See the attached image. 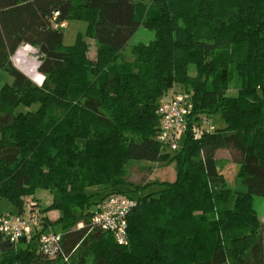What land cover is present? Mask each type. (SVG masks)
Wrapping results in <instances>:
<instances>
[{
  "label": "trees",
  "instance_id": "1",
  "mask_svg": "<svg viewBox=\"0 0 264 264\" xmlns=\"http://www.w3.org/2000/svg\"><path fill=\"white\" fill-rule=\"evenodd\" d=\"M69 20L86 29L63 46L54 25ZM139 27L153 40L126 59ZM20 45L35 48L38 85L11 64ZM0 69L12 79L0 88V200L19 213L23 198L49 194L34 203L61 250L48 259L0 237V264H264L251 204L264 198V0H0ZM178 84L191 93L190 117L218 114L224 127L183 133L170 157L155 139L156 108ZM217 150L237 163L244 191L226 188ZM131 161L173 162L174 180L128 182ZM113 195L135 202L125 246L89 227Z\"/></svg>",
  "mask_w": 264,
  "mask_h": 264
},
{
  "label": "built area",
  "instance_id": "2",
  "mask_svg": "<svg viewBox=\"0 0 264 264\" xmlns=\"http://www.w3.org/2000/svg\"><path fill=\"white\" fill-rule=\"evenodd\" d=\"M56 13L54 14V16ZM63 23L54 25L62 28ZM191 102L187 92H172L170 97L161 102L156 108L159 119L156 141L162 146L171 139L177 142V134L188 132L193 140H197L202 132L213 131L210 121L199 116L190 117ZM192 118L194 121H189ZM135 202L123 195H113L100 204L97 211L89 218V227L109 233L115 243L125 246L126 216ZM43 215L39 213L36 204L27 200L22 204L21 211L14 214H0V237L4 242L14 246L19 241L24 245H33L34 252L45 258L53 259L61 254L60 234L42 228ZM82 227L81 223L77 224ZM77 228V229H78Z\"/></svg>",
  "mask_w": 264,
  "mask_h": 264
},
{
  "label": "rangeland",
  "instance_id": "3",
  "mask_svg": "<svg viewBox=\"0 0 264 264\" xmlns=\"http://www.w3.org/2000/svg\"><path fill=\"white\" fill-rule=\"evenodd\" d=\"M86 29V24L82 21L78 20H69L64 23V28L62 29L63 33V39H62V45L63 46H70L77 34L84 35ZM153 40V32L145 30L141 27H139L136 32L133 34V36L128 40L126 45L124 46V49L122 50V54L126 59L130 58V48L136 44H148ZM88 44V53L87 57L88 59H93L94 57V43L92 40H86ZM21 53V52H19ZM29 58H26V54L23 56V59L31 70L33 69V65L36 59V52L30 51L28 54ZM11 58V57H10ZM22 67H26L24 62L21 63ZM20 66V68H22ZM11 77L8 75V73L4 70L0 69V88L5 84L11 83ZM173 92H186V89L183 88L181 85H175L172 88ZM170 90V91H172ZM170 91L167 92L168 95L170 94ZM191 94L190 92H188ZM191 96V95H190ZM227 96H235L234 90H229L227 92ZM167 97V95H166ZM170 97V96H169ZM37 108V105H32L29 108H25L23 106H17L14 109V113L17 112H24L25 110L33 111ZM201 116V115H199ZM204 116V115H202ZM208 119V118H207ZM210 124L213 127V130H220L224 127V124L222 120L219 118L218 114L212 115L210 118ZM208 119V120H209ZM182 135L177 134V142H174V139H171L169 143H165L161 147L162 154L168 153L171 157L173 155V151L178 147L181 143ZM214 157L217 161V169L220 172V174L223 177L224 184L226 188L230 189L231 191H244L243 186L239 184V182L236 180L235 175L237 171V163L235 161H232L230 159V156L228 154V151L225 150H217L214 154ZM175 177V168L173 162H157V163H150V162H135L131 161L127 168L125 173V180L128 182H131L133 184L142 185L143 183H148L151 181H157V182H165V183H171L174 180ZM156 185L148 186L142 194L153 192L157 190ZM101 194H104V191L101 192ZM99 194V197L101 196ZM98 197V198H99ZM36 200H33L32 198H23V204L27 200H31L33 202H36L40 207L48 204L50 202V195L45 192H40L34 197ZM233 195L231 196L228 206L230 207L232 204ZM97 201L96 199H92V202ZM252 209L254 212L255 217L259 221V223L263 224L264 222V198L253 196L252 197ZM16 213L15 208L11 205L10 202L7 200H0V214H14ZM49 221L53 220L58 216V213L53 211L49 212L47 214ZM77 224L73 229H77ZM262 235H264V224L262 225ZM60 234V232H58Z\"/></svg>",
  "mask_w": 264,
  "mask_h": 264
},
{
  "label": "crops",
  "instance_id": "4",
  "mask_svg": "<svg viewBox=\"0 0 264 264\" xmlns=\"http://www.w3.org/2000/svg\"><path fill=\"white\" fill-rule=\"evenodd\" d=\"M35 48L34 47H30V46H26V45H20L16 51L13 53V55L10 58L11 64L18 69L23 75H25L33 84L38 85L42 79V77L36 72V59L33 65V69L31 70L30 68H28V66L26 65L23 56L26 54V58H29V53L30 51H34ZM21 52V53H19ZM25 64L26 67H22L23 63ZM20 66L22 68H20ZM173 92L170 91V94ZM170 95L167 94L168 98Z\"/></svg>",
  "mask_w": 264,
  "mask_h": 264
},
{
  "label": "water",
  "instance_id": "5",
  "mask_svg": "<svg viewBox=\"0 0 264 264\" xmlns=\"http://www.w3.org/2000/svg\"><path fill=\"white\" fill-rule=\"evenodd\" d=\"M3 245L4 246H9V243L8 242H3Z\"/></svg>",
  "mask_w": 264,
  "mask_h": 264
}]
</instances>
